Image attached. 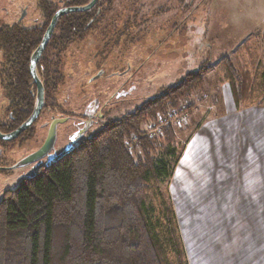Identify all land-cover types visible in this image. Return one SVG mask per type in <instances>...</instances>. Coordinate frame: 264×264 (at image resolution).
Here are the masks:
<instances>
[{
	"label": "rangeland",
	"instance_id": "1",
	"mask_svg": "<svg viewBox=\"0 0 264 264\" xmlns=\"http://www.w3.org/2000/svg\"><path fill=\"white\" fill-rule=\"evenodd\" d=\"M98 4L97 22L81 40H74L60 54L59 70L63 78L56 96L59 108L68 93V109L74 113L85 102L92 103L98 98L102 105L112 98L102 111L104 117L97 120L86 136L94 134L108 119L133 113L143 102L164 93L187 74L200 67L207 68L202 84L178 100L176 107L158 111L154 118L140 125L143 136L164 113L175 110L183 116L165 128L162 136L151 139L155 148L167 146L165 130L168 129L174 136L177 164L166 183L151 186L148 205L155 219L165 207L172 209L185 250L193 242V230L197 231V143L188 157L185 149L200 121L223 111V94L232 96L229 73L222 63L224 58L231 59L238 72L237 81L245 79L246 74L248 79L257 80L258 91H263L260 82L264 83V79L260 77L264 75V0H98ZM99 72L102 73L97 78ZM122 90L127 93L112 96L113 91ZM258 95H252L250 102L239 107L259 106L264 94ZM182 106L186 107L184 113L179 112ZM49 120L50 113L46 112L41 122ZM130 136L138 137L131 132L124 146L130 142ZM43 138L44 132L38 133L25 141L21 150L12 148L13 152L6 154L9 162L37 147ZM141 151L139 140L130 155L135 158ZM182 164L185 166L179 170ZM13 180L10 176L9 183L0 184V193L4 186L15 188L18 184ZM191 209L195 212L189 215ZM179 213L187 216L178 218ZM184 252L186 264H191L187 250Z\"/></svg>",
	"mask_w": 264,
	"mask_h": 264
},
{
	"label": "trees",
	"instance_id": "2",
	"mask_svg": "<svg viewBox=\"0 0 264 264\" xmlns=\"http://www.w3.org/2000/svg\"><path fill=\"white\" fill-rule=\"evenodd\" d=\"M68 2L83 6L89 0ZM99 8L97 0L90 11L57 22V84L63 78L60 53L92 28ZM222 63L236 107L264 94L246 74V80L237 81L231 59ZM206 71L200 67L133 113L108 119L35 179L9 188L0 201V264H186L172 209L165 207L155 219L148 205L151 186L166 183L177 164L174 136L165 130L167 146L155 148L141 136L140 125L156 112L176 107L202 84ZM131 132L141 141L135 158L124 146Z\"/></svg>",
	"mask_w": 264,
	"mask_h": 264
},
{
	"label": "crops",
	"instance_id": "3",
	"mask_svg": "<svg viewBox=\"0 0 264 264\" xmlns=\"http://www.w3.org/2000/svg\"><path fill=\"white\" fill-rule=\"evenodd\" d=\"M222 104L185 149L188 157L197 143V231L185 246L187 260L264 264V106L236 107L227 92Z\"/></svg>",
	"mask_w": 264,
	"mask_h": 264
},
{
	"label": "flooded vegetation",
	"instance_id": "4",
	"mask_svg": "<svg viewBox=\"0 0 264 264\" xmlns=\"http://www.w3.org/2000/svg\"><path fill=\"white\" fill-rule=\"evenodd\" d=\"M68 3V0H0L1 134L7 135L17 130L33 112L37 96V82L31 71H34L36 79L43 87V107L32 125L11 142L0 139L1 185L9 183L10 176L14 178L13 181L17 184L35 179L41 169L57 162L56 159L59 156L63 154L64 157L71 149L76 147L85 138L88 131L97 124V120L104 117L102 111L112 102V98H108L101 105L100 100L97 98L92 103L85 102L81 104L79 110L74 113V110L68 109L70 103H67V93L58 108L56 97L58 87L56 72L59 54L57 22L63 16L56 21L50 37L35 64L31 63V57L40 46L52 17L59 9L72 7ZM73 42V40L69 42L64 51ZM101 73L99 72L97 78L101 76ZM125 91H113L112 96H123L127 93ZM100 111L101 114L99 115ZM46 112L50 113V120L48 123L42 124L41 118ZM55 118L66 119V121L56 127V140L51 151L42 159L23 167L10 169V167L24 160L43 145L49 124ZM42 132H44V138L39 141L37 147L28 153H23L16 161L9 162L6 154L13 152L12 148L18 147V150H21V145L25 141H29ZM60 141H64V143L60 144ZM4 187L0 193V201L3 198L2 195L9 191V186L5 189Z\"/></svg>",
	"mask_w": 264,
	"mask_h": 264
},
{
	"label": "water",
	"instance_id": "5",
	"mask_svg": "<svg viewBox=\"0 0 264 264\" xmlns=\"http://www.w3.org/2000/svg\"><path fill=\"white\" fill-rule=\"evenodd\" d=\"M97 3V0H89V2L86 5L83 6H72V7H68V8H62L59 9L54 16L51 19V22L43 36L42 42L40 44V46L37 48V50L33 53L32 57H31V63L34 65L35 62L37 61L41 51L44 49L50 34L52 32V29L56 23V21L64 16V15H68V14H72V13H83V12H88L90 11ZM31 74L35 77V80L37 82V96H36V101H35V105H34V109L32 114L26 119L25 122H23L18 128L17 130L9 133V134H1L0 133V139L5 141V142H11L12 140L16 139L23 131H25L29 126L32 125V123L34 122V120L39 116L42 107H43V87L41 85V83L38 81V79H36V75L34 73V71H31ZM98 77V76H97ZM66 121V119H53L48 127V132H47V136L46 139L43 143V145L34 153L30 154L29 156H27L24 160L18 162L17 164L13 165L12 167H10V169H15V168H19V167H23L25 165H28L36 160L42 159L43 157H45L53 148V145L55 143L56 140V127L59 124H62ZM84 133V131L82 132V134ZM63 157V154L61 156H59L56 161L60 158Z\"/></svg>",
	"mask_w": 264,
	"mask_h": 264
},
{
	"label": "built area",
	"instance_id": "6",
	"mask_svg": "<svg viewBox=\"0 0 264 264\" xmlns=\"http://www.w3.org/2000/svg\"><path fill=\"white\" fill-rule=\"evenodd\" d=\"M186 107L182 106L179 112L184 113ZM183 116L176 112L175 110H171L170 112H166L163 115L159 116L156 120V124L151 125L149 128L144 131L143 136L148 139L159 138L163 135V131L165 128L169 127L173 122H177L182 120ZM131 140L126 144L125 148L128 154H132L134 152V148L137 146L139 141V137L130 136Z\"/></svg>",
	"mask_w": 264,
	"mask_h": 264
}]
</instances>
